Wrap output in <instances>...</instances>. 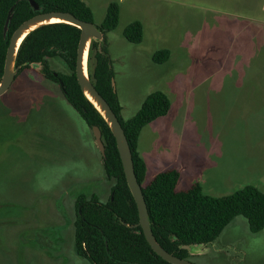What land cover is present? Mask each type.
Instances as JSON below:
<instances>
[{
    "label": "rangeland",
    "instance_id": "rangeland-1",
    "mask_svg": "<svg viewBox=\"0 0 264 264\" xmlns=\"http://www.w3.org/2000/svg\"><path fill=\"white\" fill-rule=\"evenodd\" d=\"M89 2L97 26L111 3L120 5L106 39L122 116L158 90L171 101L141 131L143 184L176 169L177 190L196 182L213 196L264 190V0ZM135 20L144 27L140 43L123 35ZM161 49L170 57L158 63ZM49 66L70 73L59 58ZM114 183L94 128L43 65L19 74L0 97V264H91L74 251L76 200L107 202ZM197 251L189 258L197 264H264V229L253 232L239 215Z\"/></svg>",
    "mask_w": 264,
    "mask_h": 264
},
{
    "label": "trees",
    "instance_id": "trees-1",
    "mask_svg": "<svg viewBox=\"0 0 264 264\" xmlns=\"http://www.w3.org/2000/svg\"><path fill=\"white\" fill-rule=\"evenodd\" d=\"M35 10L29 0H0V80L9 41L15 29L40 12L69 11L80 19L94 22V12L84 0H35ZM11 14L8 30L4 27ZM120 19V5H109L105 19L97 26L104 33L102 43L93 39L89 50V76L100 94L118 116L132 150L135 173L142 185L149 219L159 243L174 255L189 259L191 253L183 244L214 242L236 216H244L253 232L264 229V190L246 185L232 194L213 196L204 192L199 182L186 190H177L180 173L170 169L157 174L144 185L147 165L138 151L140 134L145 125L169 113L171 101L163 91H155L144 100L138 112L129 118L122 116V105L114 89L111 58L106 33L114 30ZM133 43L144 37L141 21L131 22L123 32ZM81 29L65 22L44 24L30 32L22 41L17 57L18 75L34 63L43 65L46 78L56 82L68 102L80 113L90 128L99 127L106 149L103 166L106 176L115 183L107 202L96 195H80L76 200L75 254L91 264H172L159 256L146 240L139 223V212L128 186L116 138L94 104L83 93L75 72ZM170 51L161 49L153 59L162 63ZM50 58L63 60L70 73L53 71ZM94 59V63H93ZM61 83L63 85H61Z\"/></svg>",
    "mask_w": 264,
    "mask_h": 264
},
{
    "label": "water",
    "instance_id": "water-1",
    "mask_svg": "<svg viewBox=\"0 0 264 264\" xmlns=\"http://www.w3.org/2000/svg\"><path fill=\"white\" fill-rule=\"evenodd\" d=\"M32 7L35 10H39L40 6L35 0H29ZM11 19V14H9L6 21L4 30H8V23ZM51 19H58L56 22H65L73 24L81 29V37L77 48L76 55V64L75 72L79 82V85L85 94V96L94 104L98 111L102 114L108 125L110 126L115 138L122 160L124 173L128 186L132 192V195L135 199V202L138 207L139 212V223L138 225L142 227L143 233L146 237V240L159 256L164 260L172 264H197L189 259L180 258L173 253L166 250L157 240L156 236L153 233L148 207L145 200L144 192L141 183L138 180V177L135 173L134 161L132 156L131 146L125 134V130L108 101L100 94V92L95 87L92 79L89 76V50L90 44L93 39L98 40L102 43L104 39V33L101 29L97 27L94 22L86 21L78 18L72 12L69 11H46L35 14L29 19L22 22L12 33L9 41V46L6 53L4 73L0 80V97L3 96L12 86L15 76L19 70V67H16V57L19 50V47L25 37L35 30L36 28L52 23L47 22ZM87 62V72L85 71V64ZM38 64L34 63L32 66L36 67ZM57 75V72H55ZM113 86L114 79L112 80ZM61 85H63L61 83ZM95 131L96 143L102 153V156H106V149L102 139V133L99 127H93ZM203 243H194V244H183L182 248L187 249L191 254L197 253L198 248L202 247Z\"/></svg>",
    "mask_w": 264,
    "mask_h": 264
},
{
    "label": "bare ground",
    "instance_id": "bare-ground-1",
    "mask_svg": "<svg viewBox=\"0 0 264 264\" xmlns=\"http://www.w3.org/2000/svg\"><path fill=\"white\" fill-rule=\"evenodd\" d=\"M56 21H58V19H51V20H48L47 22H56ZM87 62H86V64H85V71L87 72Z\"/></svg>",
    "mask_w": 264,
    "mask_h": 264
},
{
    "label": "crops",
    "instance_id": "crops-1",
    "mask_svg": "<svg viewBox=\"0 0 264 264\" xmlns=\"http://www.w3.org/2000/svg\"><path fill=\"white\" fill-rule=\"evenodd\" d=\"M84 1H85V2L91 7V9L93 10V5L89 2V0H84ZM110 3H111V2H110ZM110 3H109V4H110ZM109 4H108V5H109Z\"/></svg>",
    "mask_w": 264,
    "mask_h": 264
}]
</instances>
